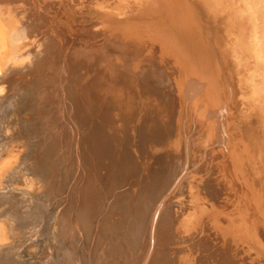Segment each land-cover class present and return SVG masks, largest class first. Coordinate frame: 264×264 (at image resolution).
<instances>
[{"label": "rangeland", "instance_id": "374dc122", "mask_svg": "<svg viewBox=\"0 0 264 264\" xmlns=\"http://www.w3.org/2000/svg\"><path fill=\"white\" fill-rule=\"evenodd\" d=\"M131 1L133 2L134 6H132L133 4L131 3ZM135 1L134 0H123V1L121 0H90V1L89 0H4L7 7L10 9L8 11L6 10L7 16L20 17L23 15L26 20V23L28 25L29 24L32 25V33L29 34V37H31L32 39L31 38L28 39L29 43L27 41L25 48L27 49L32 48L33 53L31 52L30 54L32 55L33 58H34L33 55L36 56L38 54L34 59H31L30 54L26 53V51L21 50L16 55L13 56L14 60L11 64V68L13 72L16 73L17 75H15L14 77L15 81L11 85V87H9L8 92L7 89L5 92L10 96L9 100L11 102L7 100L8 101L7 104V101H5L4 104L2 105L3 108L0 111V120L1 121L3 120V124H2L3 126L0 129L1 131L0 151L4 152V153L1 152L2 155L4 154L1 162H3L4 165H7L5 168H2V166L0 165V178H3V176L5 177L4 175L5 169H8L9 167H11L10 169H12L13 167L20 166L24 161H26L25 157L31 154V156H29L28 158L30 163L26 162L27 164L25 165L26 167L27 166L28 167L25 170L22 171L19 170L20 172L18 171L19 173H17L15 178L12 177L9 179L10 181L7 180L11 184L8 185L10 186L9 187L10 189H8L7 185L4 186L5 188L3 187L2 189H0L1 190L0 215H2L0 216V228L3 226L4 227L6 226L7 228L8 223H13V225L18 226L15 229V234L17 233L18 235L14 239L13 241L14 243H12L13 244L12 246H16V252L10 253V255L9 253L8 255L6 254L7 257L6 255H5L6 258L4 257L5 262H9L11 264L14 263L15 264H38V263L39 264L40 263L41 264L42 263L43 264H154L155 262H158L159 264H180V263L182 264V262L183 264L184 263L185 264L187 263L188 264H264L263 261L264 260V248H263L264 247V195H263L264 194V189H263L264 163L261 162V160L257 161L254 155L250 153V150L248 146L245 145L242 137V131L245 129L244 126L247 125V123L253 121L248 118L251 117L249 116L252 113L251 108L253 107V105H255L254 99H256L261 94V89L260 90L256 89L258 91L257 92L255 90V86H252L253 82L249 80L251 79L250 78L251 76H248L250 75L249 72L254 73V67L253 68L251 67L254 66V64L252 63H250L251 65L248 64V66H246L247 67L246 71H244V75L241 76V78H239L238 76L239 79H237L236 73L235 74L233 73L234 75L232 79L229 73H227L225 67H223L224 63L222 62L225 59L219 58V60H216V64H215L216 70L213 73L214 74L213 76L215 82L217 81L218 75L220 79H219V86H216V88L212 86V90H213L212 93L218 90V95L217 97H215V100L218 101V106L217 105L215 107L213 106V108L211 106H209L208 108L207 106V108H205L204 110L202 109L196 111L192 110L193 107H194L193 109L196 108L197 94H195V92L183 91L184 93L182 94V100H180L181 104L177 103L178 105H176L175 107L177 110L176 113L178 115L179 114L182 115L178 119V127H177L178 129L176 131V135L178 138L177 143L178 142L180 143V145L178 144V146L183 145L181 146L182 149L179 147L181 149L180 151H182L179 152L182 157L181 159H179L181 161L180 163L178 161L180 155L177 158L179 165H181L180 167L181 172H178L177 173L178 175L177 174L175 175V179L172 182V184L174 183V185L171 184L169 187H166L167 190L166 188H165L166 191L164 190L166 193L162 191L161 194L163 195L160 194L161 196L158 197L156 204L153 206L151 210L150 217L146 222V225L144 226V228H146L144 233H142L138 238L135 237L132 233L129 234L128 236L125 235L126 229H123L121 226L122 221L125 218V216L123 215L124 211L122 209H124L126 205H129L128 202L129 203L132 202V204L134 203L133 201L135 194L134 192H136L135 187L137 184L134 182L135 180H133L134 178L131 177L130 174L135 172V169H137L138 167L137 165L134 164V162H132L127 166L126 169L117 171L115 170L116 165L111 168L106 164L108 163L106 161L107 159L106 156L101 158L99 157L98 159V156L95 157V154H92V152H95V150L92 147V143H90L91 142L90 136L95 131L99 123L98 121L102 122V124H104L103 126H105L106 128L115 131V134H117L118 136H121L122 133L123 135H125L127 131H125L124 129L125 122L123 121V119L116 123L118 117L117 115L118 112L116 111V108L110 110V106L105 107L104 102L103 104L99 103V106L96 107L93 105L94 103L92 102V100H90L89 96L91 95L90 91L91 90L93 91V89L95 90V85L98 84H99L98 86L102 87L101 89L107 88V92L105 89L103 90L105 91L104 94L107 95V97L110 98L116 95L115 88L118 84H120V83H115L116 82L115 78L119 77V75L116 72H120L119 70L121 69L118 68L125 67V65H123L122 63L125 64L127 59L129 61L131 57L130 55L133 52L130 49L128 51L126 49H123V47L119 48L118 45H113L114 41L117 39V37H115L117 32H120V29L122 31L123 26L125 28H127L128 26L134 28L135 27L134 25L139 22L141 26L139 28L147 30L145 33L146 35H148L147 38L148 44H145L148 46H146L147 48L143 47L147 49L146 52L148 53V57H146L144 61L146 60L145 62L149 63L148 60L150 58H153L154 61L158 60L159 62V60L162 59L161 56H159L161 55L159 51L162 50L163 45L159 44L157 41L154 40L152 41L151 39H153V37H150L152 36L151 32H154V34L156 33L155 31H152V25L154 24L155 19H149L150 16L146 14L142 19H134V14L137 13V11L141 12L144 9V7L141 5V1L137 0L136 3ZM96 2L98 3V5L102 10L99 8L98 5H96L97 4ZM137 2H139V5H137ZM149 4H154V2L152 1ZM107 6L108 8H106ZM130 7L132 10L128 9ZM104 8L107 10L104 11ZM124 9L125 11L127 10L128 14H125ZM128 10L131 11L128 12ZM133 10L135 12H132ZM118 11H122L123 13L122 12L120 13ZM116 12L118 14L120 13L119 16L118 14H116ZM123 14L125 15L122 16ZM120 16H122V18ZM0 19H5V18L3 16L0 17ZM97 20H99V22ZM257 20H255V24L258 23ZM3 25L4 24L1 23V26ZM102 26H106L103 27L105 29H103ZM107 27H109L110 29L109 28L107 29ZM126 30L128 29H125V33H127ZM109 31H111V33H109V37H108L107 34ZM22 34L23 33L19 31L16 34V37L17 36L21 37ZM132 37L134 38L135 36H130L127 34L124 38H122L123 43H127L128 41L131 43L133 42L132 44L135 45V38L133 39ZM21 38L22 39L24 38V34ZM106 40H108V42ZM116 41L122 42L121 40H116ZM144 42L145 41L143 42L141 41L138 44ZM2 43L0 44L1 45L0 53H7L6 47L8 45ZM150 44L157 46L158 49L156 47V50H154L153 48L155 47L150 46ZM2 50L5 51L3 52ZM8 50L10 51L9 47ZM150 50L151 52H149ZM120 51L121 52L126 51L128 55H122ZM151 53L152 55H149ZM133 55L135 54L133 53ZM153 55L159 56L160 58ZM117 56L119 58H117ZM222 57L226 58L227 56L222 55ZM123 58L125 59V62L121 61L124 60ZM117 60L120 61H118L119 63L116 64ZM158 62L154 63L153 65L154 68L158 67V70L156 68L155 70L159 71V69H162L159 72L163 74L162 76L166 77V78L162 77V79L164 78L166 80L165 83L160 82V84H162L159 85L160 91L173 90V93L177 95L180 87L178 86L177 83H175L171 79L169 82L167 81V77H168L167 74L169 73L168 72L169 70L165 66L163 65L161 66ZM113 65L114 67H112ZM130 65L132 66V63ZM130 65L126 66L128 67L127 73L129 69L131 71L134 69L133 72L131 71L129 72L131 74L134 72L140 73V71L142 70V68L140 70L138 69L139 67L138 65L134 66L135 64L133 65L134 67L133 66L131 67L133 69H131ZM111 69H113V71ZM116 69H118V71ZM222 71L223 73H221ZM224 72L227 75L226 77L228 78L229 83L226 82V78H224L225 77ZM245 74L247 75L246 77H244ZM111 75L113 77L112 78L113 82H111V78H109L111 77ZM248 77H249L248 79L249 83H247ZM236 79L238 80V82L236 81ZM241 79L245 83L242 82ZM239 82L241 83L238 84ZM254 82L256 83V85L259 84L256 79L254 80ZM259 82L262 83L261 79L259 80ZM226 83H228L227 85H229V88L227 87ZM102 84H104V87L102 86ZM166 84H168L169 86ZM237 85L239 86V89H241V86H243L242 89L245 88L244 89L245 91L247 87L248 92L245 93V91L241 89L243 95L242 94L240 95V92L239 95L235 94L234 89L235 87L236 88L238 87ZM32 86L34 87L32 88ZM98 86H96V88H98ZM112 86H113V90H112ZM228 89L230 91H228ZM256 92L259 94H257ZM24 93L31 97L35 95L39 96L37 100L39 102L42 101V103L44 104V106L42 107L44 109L40 107L39 111H36V114L34 113L32 114L29 112H25L22 114L21 110H19L21 111V113L17 111L20 105L19 99H21L19 97H21L22 94ZM250 95L251 96L253 95L252 98ZM255 95L257 96L256 98ZM261 95L259 96L260 100L261 97L264 98V96ZM224 107L226 108L225 110ZM185 108H187V110ZM258 108H259V104H258ZM247 110L250 111L246 113ZM187 111L189 115L187 114ZM14 113L18 117L23 116L22 120H19L18 122L16 121L17 122L16 124L14 122V116H15ZM183 113H185L186 116L185 114L183 115ZM215 113H217V115ZM220 113L221 115L219 116ZM11 115H13V118L9 117ZM245 115L248 117H246ZM102 116H105V118H103ZM8 117L10 119H8ZM242 119L246 122H244ZM8 120H11L10 122L13 121L14 123H12L10 127L6 128L5 125H7L6 121ZM105 120H107V122H105L106 124L103 122ZM185 122H187L186 123L187 126ZM214 123L224 124V126H222L224 127V129L219 130L215 128ZM196 125L199 126V128ZM183 126L185 127L183 128ZM230 127H233V129L232 128L230 129ZM188 130L190 131V133ZM186 132L188 133L186 134ZM234 134H236V136L239 135L238 138H236ZM189 137H191L190 142H188ZM184 138L185 141H183ZM238 139H239V143H237ZM29 142L33 143L32 146L31 144H28ZM184 143L186 144L188 143V144L184 145ZM191 143L194 144L193 147ZM29 146H31V151L33 153L30 151ZM195 146L197 148L196 149L197 151L195 150L194 151L196 153H199L200 155L196 154L193 151ZM32 149L33 150L35 149L34 150L35 152ZM192 152L195 154H191ZM190 154L192 158H190ZM46 159L47 161H45ZM39 160L40 161L42 160L43 162L42 161L40 162ZM91 161H93L92 164ZM152 161L154 162V160ZM226 161H228V164L225 165ZM206 164L207 166L208 165L209 166L207 167ZM43 165L48 170H45ZM93 165H97L96 166L97 169ZM190 165H192V167ZM228 165L230 166V168L227 169V167H229ZM221 167H223L224 170ZM185 170L187 172H185ZM213 170H215L216 172ZM53 171H54V177H52ZM189 171L191 172V174ZM227 171L230 173H228ZM192 173H194V175ZM39 174H42V176L45 175L44 176L45 178L50 177V179L52 181L54 180V182L50 188L47 187L48 192L45 194L44 199H39V203H34L31 201L29 202V200L27 201L26 199V195H28V193L32 190H30V187L28 191H25L26 189L25 190L23 189L26 186V183L31 184L34 182L33 183L34 185L35 183L37 184V179L39 177ZM127 174L130 175V178L128 176V178L126 179ZM208 174L210 176H208ZM199 175L201 178L199 177ZM189 176L190 179L188 178ZM192 176L193 177L196 176L197 178L198 177L199 178L191 179ZM230 177L231 178L234 177V178L231 179ZM187 178H188V182L186 181ZM211 178L216 183L213 182ZM216 178L218 181L216 180ZM208 180L210 182L211 187H214L213 191H215V193L217 194L216 197H212V200L209 192L203 188L205 186L204 184L207 183ZM184 181H186V183ZM204 181L205 183H203ZM227 181L229 182L227 183ZM233 181L234 182L236 181L235 184ZM218 182L219 184L217 185ZM183 183H185L186 185H184ZM225 183H227V185ZM193 184L194 186H196V189L198 186L197 191L195 187L193 189ZM35 187L37 188L38 186L35 185ZM237 187L239 190L237 189ZM90 190L91 193L95 194V196L94 199H92V201H89V204L91 206L90 215L92 218H90V221L87 222L84 218V211L86 207L85 206L86 196L87 195L89 196ZM67 191L68 193H66ZM194 192L196 193L199 192V193H197L196 195V193ZM230 192H232V195ZM236 192L239 193L235 194ZM248 192L250 193V195L248 194ZM219 193L221 194L219 195ZM206 196L207 199H205ZM236 196L237 198H235ZM43 197L44 196L40 198ZM202 197H204V199ZM43 200L44 202H42ZM63 200L64 201L67 200V201L64 202ZM241 200L242 201L245 200V201L241 202ZM40 201L42 203H40ZM56 202L57 204L59 203L61 205L60 210H57L58 208L57 209L55 208L56 206H58ZM248 202L249 203L252 202V203L248 205ZM206 203H208L210 206ZM257 203L260 204L258 205ZM36 204L38 206H36ZM53 207L54 210H52ZM67 207L68 210L66 209ZM196 207H198V209ZM61 210L63 213L61 212ZM196 210L199 212H197ZM212 210L213 212L215 211L216 213H213ZM241 211H243V213ZM175 212L176 214H174ZM178 212H180L179 215ZM209 212L210 213L212 212V214H214V217H210L213 215H209L210 214ZM164 214L165 216L166 215L167 216L165 217ZM175 215L176 217L177 216L178 217L175 218ZM171 216L174 217L175 219L172 218ZM201 216H202L201 224H199L200 220H198L197 218H200ZM62 218L64 221L62 220ZM189 218H191L192 221L194 220L195 221L192 222L190 221ZM209 218L212 220H209ZM206 219H208L210 222L208 220L206 221ZM260 219L262 220L261 223H260ZM180 220L181 222H183L184 220V223L182 224ZM61 221L63 222V224ZM186 222L187 223L189 222L188 224H186L188 227L185 225ZM224 222H228V223L226 224ZM257 223L260 224V226L257 225ZM175 224L177 225V227L179 225L181 226L184 225V226L183 227L179 226L177 230ZM198 225H200V227ZM63 227H65V229ZM196 227L199 228L197 229ZM231 227L232 228L234 227V230ZM128 230H129V226L127 231ZM168 230L170 231L171 234L169 233ZM175 230H176L175 233L178 234L177 236H179V238H177V236L175 235L174 233ZM211 235H213V237H211ZM60 238H61V242L57 240ZM218 238L221 240V242L220 240H218ZM42 240L45 242H42ZM138 241L140 242V246H138L139 243ZM241 244L243 245V247ZM44 245H46L45 246L46 251L44 250V252L47 253V254L45 253L47 257L46 259L44 257L41 260L39 256L41 255L42 251L40 249L43 250ZM136 246H138V248ZM251 249L253 250L251 251ZM178 250L180 251V254H178L179 253ZM179 257L181 258V260ZM43 259L45 262L43 261Z\"/></svg>", "mask_w": 264, "mask_h": 264}, {"label": "bare ground", "instance_id": "6f19581e", "mask_svg": "<svg viewBox=\"0 0 264 264\" xmlns=\"http://www.w3.org/2000/svg\"><path fill=\"white\" fill-rule=\"evenodd\" d=\"M90 1V0H89ZM123 1V0H121ZM135 1V0H134ZM137 1V0H136ZM135 1V3H136ZM141 1V5L144 7L143 11L139 12L137 11V13L134 14V19H142L145 14L149 15V19H155L154 24L152 25V31H155L156 35L154 34V32H151L150 37H153V39H151L152 41H157L159 44H162V50L159 51V53L161 55V58L158 62L154 61L153 58H150L148 60L149 63L145 62L144 59L146 57H148V53L146 52L147 49L143 48L146 47L148 45L147 43V38L148 35H146V31L145 29L139 28L140 23L138 22L137 24H135L134 28L128 26L127 28H125L123 26V30L120 32H117L116 36L117 39L116 40H121L122 38H124L127 34L130 36H135V45L132 44L131 42L127 43H123L119 42V41H114L113 45H118L119 48L123 47V49H126L129 51V49L132 52V54L130 55V60L128 61L127 59V63L124 60V63H122L123 65H125V67L122 68H118L121 69L119 70L120 72H116L119 77L115 78L116 82L115 83H120L116 86V95L114 93V97H107V95H105V91H103L104 89H101L102 87L95 85V90L93 89V91L91 90V95L90 100H92V102L94 103L93 105L98 107L99 103L103 104L105 107H109L110 106V110H113L114 108H116V111L118 112V117L116 120V123L119 122L120 120L123 119V121L125 122V126L124 129L126 132L125 135L118 136L117 134H115V131L106 128L105 126H103L104 124H102V122L98 121V125L95 129V131L91 134L90 136V143H92V147L95 150V152H92V154H95V157L98 156L99 157H107L106 161L108 163H106L109 167H113L115 166V170L117 171H121L127 168V166L129 164H131L132 162H134L135 165H137V169H135V172H133L131 175V177H133L135 180L134 182L137 184L136 185V192H134V203L132 204V202H128L129 205H126L124 207V209H122L124 211L123 215L125 216V218L122 221V228L126 229V234L125 235H129V234H133L135 237H140V235L142 233H144V231L146 230V228H144V226L146 225V222L148 221L149 217H150V213L151 210L153 208V206L156 204L157 199L159 196L163 195L161 194L162 191L165 192L167 190L166 187H169L173 180L175 179V175L180 171V167L181 165H179V163L181 162L179 159H181V154L179 152L182 149L181 146H178V144L180 145V143H177V135H176V131H177V127H178V119L182 116V115H178L176 113V105H178L177 103H180L182 100V94L184 92H195L196 95V108L192 110H204L205 108H209V106H211L213 108V106L215 107L216 105L218 106V101L215 100V97H217L218 95V90L215 91L214 93L212 90V86L214 88H216V86H219V75L217 76V81L215 82L214 79V72L216 70V60H219V58L221 59H225L223 60L222 63H224V66L227 73H229L230 77L233 79V75L236 73V77L237 79L241 78V76L244 75V71H246V66L251 65L250 63L254 64V66H251L252 68L254 67V73L249 72L251 76L249 79V77L247 78V80H251L252 86H255V90L256 89H261V94L264 96V0H139ZM154 2V4H149L151 2ZM97 3V2H96ZM95 3V4H96ZM131 3L133 4V2L131 1ZM112 4V3H111ZM130 4V2H129ZM40 5V4H39ZM98 5V3L96 4ZM137 5H139V2H137ZM99 6V5H98ZM97 6V7H98ZM111 6V5H110ZM130 6V5H129ZM134 6V4L132 5ZM131 6V7H132ZM105 7V6H102ZM126 7V6H123ZM128 8V9H131ZM136 7V6H135ZM11 8V7H10ZM49 8V7H48ZM100 8V6H99ZM108 8V6L106 7ZM117 8V7H116ZM121 8V7H120ZM134 8V7H133ZM101 9V8H100ZM113 9V8H112ZM126 9V8H125ZM124 9V11H125ZM136 9V8H135ZM10 10L6 3L4 2V0H0V17H3L5 19H0V42L2 44H7L8 46L6 47V52L7 53H0V111L3 108V104L5 101L10 99V96L8 94H6V89L7 92L9 90V87H11V85L14 83L15 79V75H17L16 73L13 72L12 68H11V64L14 60V55H16L19 51H26V53L30 54L32 52V48H25L26 47V43L28 41L29 38V34L32 33V25H28L26 23V20L24 18V16H19L20 17H14V16H7V11ZM102 10V9H101ZM107 9L104 8V11H106ZM111 10V9H110ZM114 10V9H113ZM117 10V9H116ZM120 10V9H119ZM132 10V9H131ZM131 10H128L131 11ZM49 11V10H48ZM111 12V11H110ZM118 12H122V11H118ZM132 12H135L134 10ZM20 13V12H19ZM113 13V12H112ZM119 13V14H120ZM123 13V12H122ZM42 14V13H41ZM115 14V13H114ZM116 14H118L116 12ZM115 14V15H116ZM118 14V16H119ZM125 14L127 13V10L125 11ZM125 14H123L122 16H124ZM131 15V14H130ZM27 16V15H26ZM122 16H120L122 18ZM103 17V16H102ZM27 18V17H26ZM39 19V18H38ZM44 19V18H43ZM258 19V20H257ZM260 19V20H259ZM255 20L258 21L257 24H255ZM46 21V20H45ZM99 22V20H97ZM1 23H3L4 27L1 26ZM37 24V23H36ZM99 24V23H98ZM98 26V25H97ZM36 27V26H35ZM49 27V26H48ZM106 27V26H102ZM250 27V28H249ZM109 27H107L108 29ZM131 28V29H130ZM9 29V30H8ZM89 29V28H88ZM105 29V28H103ZM106 29V30H107ZM110 29V28H109ZM125 29L127 33H125ZM134 29V30H133ZM21 31L24 34V38L22 39L21 37H16V34ZM90 30V29H89ZM105 30V31H106ZM250 30V31H249ZM18 31V32H17ZM41 31V30H40ZM119 31V30H118ZM150 31V30H149ZM17 32V33H15ZM57 32V31H56ZM79 33V32H78ZM83 33V32H82ZM109 33H111V31L108 32V37H109ZM20 34V33H19ZM60 35V34H59ZM82 35V34H81ZM111 35V34H110ZM6 36V37H5ZM57 36V34H56ZM144 36V37H143ZM106 37V36H105ZM80 38V37H79ZM133 38V37H132ZM133 38V39H134ZM32 39V38H31ZM106 39V38H105ZM108 39V38H107ZM111 39V38H110ZM142 39V40H141ZM35 40V39H34ZM91 41V40H90ZM108 42V40H106ZM143 42L144 43H140L139 42ZM31 42V41H30ZM111 42V41H110ZM0 43V44H1ZM29 43V41H28ZM64 43V42H63ZM113 43V42H112ZM110 44V43H109ZM1 46V45H0ZM69 46V45H68ZM112 46V45H111ZM154 50H156L157 46L151 45ZM8 47L10 49V51L8 50ZM79 47V46H78ZM35 48V47H34ZM147 48V47H146ZM227 48V50H226ZM121 49V50H123ZM145 49V50H144ZM149 49V48H148ZM158 49V47H157ZM1 50V47H0ZM101 50V49H100ZM153 50V51H154ZM3 52L5 50H2ZM9 51V52H8ZM158 51V50H157ZM103 52V51H102ZM151 52V50L149 51ZM155 52V51H154ZM33 53V52H32ZM35 53V52H34ZM39 53V52H38ZM120 53L122 55H128V53L126 51H120ZM124 53V54H123ZM133 53L135 55H133ZM31 55V54H30ZM38 55V54H37ZM36 55V56H37ZM66 55V54H65ZM107 55V54H106ZM110 55V54H109ZM149 55H152L149 54ZM222 55L227 56L222 57ZM34 58L36 57L35 55H33ZM72 56V55H71ZM93 56V55H92ZM115 56V55H114ZM121 56V55H119ZM156 56V55H153ZM150 56V57H153ZM156 56V57H159ZM65 57V56H64ZM216 57V58H215ZM31 55V59H34ZM73 58V57H72ZM117 58H119L117 56ZM116 58V59H117ZM121 58V57H120ZM133 58V59H132ZM160 58V57H159ZM158 58V59H159ZM67 59V57H66ZM89 59V58H88ZM101 59V58H100ZM107 59V58H106ZM148 59V58H147ZM157 59V58H156ZM114 60V59H113ZM30 61V60H29ZM36 61V60H35ZM68 61V60H67ZM81 61V60H80ZM91 61V60H90ZM89 61V62H90ZM117 60L116 64L119 63ZM72 62V61H71ZM74 62V61H73ZM103 62V61H102ZM158 62L161 66H165L169 71V73L167 74V81L169 82L170 79L173 80L175 83L178 84V86L180 87L179 89V94L177 93V95H175V93H173V90H169V91H160V87L159 85L161 83H165L164 76H162L163 74H161L159 71H161L162 69L158 70V67H155L157 70H155L154 68V63ZM34 63V62H32ZM31 63V64H32ZM67 63V62H66ZM121 63V62H120ZM132 63V66H139L138 69L140 70L142 68V70L140 71V73H129L131 70L129 69L128 73H127V69L128 65H130ZM218 63V61H217ZM221 63V62H220ZM36 64V63H35ZM100 64V63H99ZM144 64V65H142ZM157 64V65H159ZM34 65V64H33ZM68 65V64H67ZM122 65V66H123ZM156 65V64H155ZM223 65V64H222ZM221 65V66H222ZM31 66V65H30ZM35 66V65H34ZM109 66V65H108ZM121 66V65H118ZM130 65V68L132 67ZM133 66V67H134ZM172 66V67H170ZM114 67V65L112 66ZM163 68V67H162ZM249 68V67H248ZM251 68V69H252ZM114 69V68H113ZM113 69H111L113 71ZM118 69H116L118 71ZM133 69V68H131ZM224 69V68H222ZM250 69V68H249ZM248 69V70H249ZM134 70V69H133ZM133 70L131 72H133ZM136 70V69H135ZM165 70V68H164ZM163 70V72H164ZM247 70V72H248ZM27 71V70H26ZM30 71V70H29ZM105 71V70H104ZM108 71V70H107ZM111 71V72H112ZM253 71V70H250ZM137 72V71H136ZM139 72V71H138ZM241 72V75H240ZM113 73V72H112ZM167 73V72H166ZM223 73V71L221 72ZM234 73V74H233ZM248 73V74H249ZM52 74V73H51ZM78 74V73H77ZM100 74V73H99ZM109 74V73H108ZM111 74V73H110ZM115 74V73H114ZM225 74V72H224ZM223 74V77H224ZM247 74V73H246ZM245 74L244 77H246L247 75ZM31 75V74H30ZM87 75V74H86ZM101 75V74H100ZM166 75V74H165ZM99 76V75H98ZM227 75L225 74L226 78V82H228V78L226 77ZM234 76V77H235ZM239 76V78H238ZM104 77V76H103ZM162 77H164L162 79ZM83 78V77H82ZM111 82L112 81V75L111 77ZM25 79V78H24ZM98 79V78H97ZM104 79V78H103ZM236 79V81L238 82V80ZM243 79V77H242ZM241 79V80H242ZM257 80L259 84L256 85V83L254 82V80ZM261 79L262 83L259 82V80ZM35 80V79H34ZM99 80V79H98ZM225 80V79H224ZM246 80V79H245ZM249 80L247 83H249ZM115 81V80H114ZM124 81V83H123ZM235 81V80H234ZM34 82V81H33ZM99 82V81H98ZM102 82V81H101ZM110 82V81H109ZM110 82V83H111ZM232 82V81H231ZM236 82V84H237ZM242 82H244L242 80ZM83 83V82H82ZM229 83V82H228ZM226 83V85L228 84ZM241 82H239L238 84H240ZM245 83V82H244ZM246 83V84H247ZM31 84V83H29ZM105 84V83H104ZM104 84H102V86L104 87ZM112 84V83H111ZM114 84V83H113ZM169 84V83H168ZM166 84V85H168ZM261 84V86H260ZM33 85V84H31ZM108 85V84H107ZM173 85V84H172ZM243 85V84H242ZM250 85V84H249ZM96 86H98V88H96ZM109 86V85H108ZM107 86V87H108ZM164 86V85H163ZM162 86V87H163ZM169 86V85H168ZM177 86V87H178ZM238 86V85H237ZM241 86V85H240ZM246 86V85H245ZM34 86H32L33 88ZM82 87V85H81ZM106 87V86H105ZM227 87L229 88V85H227ZM243 86H241L242 89ZM249 87V86H248ZM25 88V87H24ZM31 88V90H32ZM166 88V87H165ZM168 88V87H167ZM238 88V89H237ZM235 87V94L240 95L242 94L241 89H239L238 87ZM252 88V87H251ZM254 88V87H253ZM175 89V88H174ZM245 89V88H244ZM242 89V90H244ZM30 90V88H29ZM107 92V88L105 89ZM109 90V89H108ZM112 90H113V86H112ZM178 90V89H177ZM240 90V91H239ZM250 90V88H249ZM81 91V90H80ZM184 91V92H183ZM228 91H230L228 89ZM245 91V90H244ZM243 91V92H244ZM257 91V90H256ZM248 92L247 91V87H246V91L245 93ZM253 92V90H252ZM258 92V91H257ZM256 92V93H257ZM34 93V92H33ZM32 93V94H33ZM244 93V94H245ZM255 93V92H254ZM30 94V93H29ZM31 94V95H32ZM112 94V93H111ZM252 94V93H251ZM259 94V93H257ZM260 94V95H261ZM20 95V94H19ZM243 95V94H242ZM259 95V96H260ZM261 95V96H262ZM184 96V95H183ZM251 96V95H250ZM249 96V98H250ZM253 96V95H252ZM251 96V98H252ZM257 97L255 95L254 99V103L255 105H253V107L251 108L252 113L250 118L253 121L247 123V125L244 126V130L242 131V137H243V141L245 143V145L248 146L250 153H252L254 155V157L258 160H261V162L264 163V101L261 97ZM39 96H29L26 95L25 93L22 94L21 99H19V109H17V111L21 110L22 114L25 112H29V113H34L36 114V111H39V108L44 106V104L42 103V101H38L37 98ZM189 97V96H188ZM195 97V95H194ZM231 97V96H230ZM229 97V98H230ZM242 97V96H241ZM247 97V96H245ZM184 98V97H183ZM191 98V97H190ZM223 98V95H222ZM237 98V96H236ZM239 98V97H238ZM89 100V99H88ZM188 100V98H187ZM245 100V99H244ZM10 101V100H9ZM214 101V103H213ZM230 101V100H229ZM240 101V100H239ZM242 101V100H241ZM11 102V101H10ZM90 102V103H92ZM222 102V99H221ZM238 102V101H237ZM246 102V101H244ZM98 103V104H97ZM183 103V101H182ZM228 103V102H227ZM239 103V102H238ZM243 103V102H242ZM251 103V102H249ZM8 104V101H7ZM10 104V103H9ZM181 104V103H180ZM190 104V103H189ZM245 104V103H244ZM253 104V103H252ZM258 104H259V108H258ZM187 105V104H186ZM226 105V104H225ZM230 105V104H229ZM251 105V104H249ZM18 106V105H17ZM16 106V107H17ZM102 106V105H101ZM100 106V107H101ZM185 106V105H183ZM182 106V108H183ZM189 106V105H188ZM194 106V105H193ZM246 106V105H245ZM244 106V107H245ZM232 107V106H231ZM243 107V105H242ZM247 107V106H246ZM43 108V107H42ZM188 108V107H187ZM187 108H185L187 110ZM256 108V109H255ZM44 109V108H43ZM217 109V108H216ZM226 108L224 107V110ZM4 110V109H3ZM184 110V109H183ZM213 110V109H212ZM16 111V110H15ZM14 111V112H15ZM21 111H19L21 113ZM182 111V110H181ZM227 111V110H226ZM225 111V112H226ZM247 110L246 113H248ZM3 112V111H2ZM194 112V111H193ZM191 112V113H193ZM216 112V111H215ZM243 112V111H242ZM10 113V112H9ZM19 113V114H20ZM190 113V110H189ZM2 114V113H1ZM15 114V113H14ZM185 113H183L184 115ZM188 114V111H187ZM195 114V113H194ZM193 114V115H194ZM217 115V113H215ZM227 114V113H226ZM239 114V113H238ZM31 115V114H30ZM189 115V114H188ZM196 115V114H195ZM212 115V114H211ZM221 115V113L219 114V116ZM243 115V114H241ZM20 116V115H19ZM186 116V114H185ZM226 116V115H225ZM246 116V115H245ZM10 118H13V115L9 116ZM8 117V119H10ZM103 118H105V116H102ZM189 117V116H188ZM248 117V116H246ZM23 116L18 117L14 116V122L15 124L19 121L22 120ZM191 118V117H190ZM199 119V116H198ZM221 119V118H220ZM6 120V119H5ZM13 120V119H11ZM11 120L6 121V128L10 127L12 123H14L13 121L10 122ZM184 120V117H183ZM190 120V119H189ZM243 120V119H242ZM17 121V122H16ZM188 121V120H187ZM194 121V120H193ZM221 121V120H220ZM244 121V120H243ZM242 121V122H243ZM104 123L107 122V120L103 121ZM181 122V120H180ZM192 122V120H191ZM246 122V121H244ZM183 123V122H182ZM187 122H185L186 124ZM201 123V122H199ZM222 123V122H221ZM221 123H214V127L219 129V130H223L224 124ZM238 123V122H237ZM3 124V120H0V129L2 128ZM106 124V123H105ZM184 125V124H183ZM190 125V123H189ZM188 125V126H189ZM200 125V124H199ZM18 126V125H17ZM24 126V125H23ZM182 126V124H181ZM187 126V124H186ZM197 126V125H196ZM232 126V125H231ZM236 126V124H235ZM234 126V127H235ZM16 127V126H15ZM32 127V126H31ZM185 126H183L184 128ZM199 128V126H197ZM24 128V127H23ZM22 128V129H23ZM192 128V127H191ZM203 128V127H201ZM233 129V127H230V129ZM12 129V128H11ZM123 129V130H124ZM186 129V128H185ZM184 129V130H185ZM205 129V128H204ZM203 129V130H204ZM241 129V128H240ZM30 130V129H28ZM187 130V129H186ZM190 130V129H189ZM188 130V131H189ZM193 130V129H192ZM191 130V131H192ZM196 130V129H195ZM201 130V129H199ZM19 131V129H18ZM21 131V130H20ZM194 131V130H193ZM210 131V129H209ZM241 131V130H240ZM1 132V131H0ZM225 132V131H223ZM234 132V131H233ZM33 133V132H32ZM183 133V131H182ZM188 132H186L187 134ZM190 133V131H189ZM241 133V132H240ZM239 133V134H240ZM198 134V133H197ZM233 134V133H232ZM231 134V135H232ZM238 134V133H237ZM1 135V134H0ZM184 135V134H183ZM190 135V134H189ZM194 135V134H193ZM192 135V136H193ZM236 136V134H234ZM25 136V135H24ZM191 136V137H192ZM239 136V135H238ZM238 136H236V138H238ZM1 137V136H0ZM38 137V136H37ZM185 137V136H184ZM191 137H189L188 142H190ZM232 137V136H231ZM187 138V137H186ZM196 138V137H195ZM235 138V139H236ZM188 139V138H187ZM203 139V138H202ZM201 139V140H202ZM205 139V138H204ZM1 140V138H0ZM181 140V138H180ZM241 140V138H240ZM183 141H185V138L183 139ZM205 141V140H204ZM187 142V141H186ZM193 142V141H192ZM196 142V141H195ZM194 142V143H195ZM216 142V141H215ZM27 143V142H26ZM202 143V142H201ZM239 143V139L238 142ZM3 144V143H2ZM28 144H32L31 142H29ZM186 143H184L185 145ZM188 144V143H187ZM186 144V145H187ZM205 144V143H204ZM231 144V143H230ZM35 145V144H34ZM192 147L194 144H192ZM211 145V144H210ZM2 146V145H1ZM31 146H29L30 151H31ZM204 146V145H202ZM213 146V145H212ZM211 146V147H212ZM215 146V145H214ZM223 146V145H222ZM241 146V145H240ZM9 147V146H8ZM181 149H180V148ZM209 147V146H208ZM210 147V148H211ZM37 148V147H36ZM207 148V146H206ZM244 148V147H243ZM3 149V147H2ZM187 149V148H186ZM191 149V148H190ZM193 149V148H192ZM196 146L193 149V151H197L196 150ZM33 150V149H32ZM35 150V149H34ZM33 150V151H34ZM92 150V149H91ZM185 150V149H184ZM188 150V149H187ZM206 150V149H205ZM4 151V149H3ZM194 151V152H195ZM209 151V150H207ZM226 151V150H225ZM0 151V162L2 160V152ZM32 152V151H31ZM35 152V151H34ZM185 152V151H184ZM205 152V151H204ZM211 152V151H210ZM232 152V150H231ZM245 152V151H244ZM33 153V152H32ZM190 153V152H189ZM196 153V152H195ZM195 153H191V154H195ZM209 153V152H208ZM98 154V155H97ZM187 154V151H186ZM190 154V158H192ZM199 154V153H196ZM202 154V153H201ZM210 154V153H209ZM251 154V156H252ZM40 155V154H39ZM180 155V156H179ZM183 155V154H182ZM189 155V154H188ZM200 155V154H199ZM207 155V154H206ZM212 155V154H211ZM24 156V155H23ZM29 156H31V154H29ZM29 156H26L25 159L26 161H24L20 166H16L13 167L12 169H10L11 167H9L8 169H5V177L3 176V178H0V189H2L4 186L7 185L8 189H10L8 186L9 183V179L10 178H15L17 173H19V170H25L27 167L25 166L27 163L29 162L28 158ZM42 156V155H41ZM179 156V158H178ZM226 156V155H225ZM40 157V156H39ZM44 157V156H43ZM41 157V158H43ZM47 157V156H46ZM50 157V156H49ZM184 157V156H183ZM187 157V156H186ZM196 157V155H195ZM205 157V156H204ZM178 158V161H177ZM206 158V157H205ZM215 158V157H214ZM222 158V156H221ZM24 159V157H23ZM40 159V158H39ZM45 159V158H44ZM50 159V158H49ZM97 159V160H98ZM188 159V158H187ZM196 159V158H195ZM194 159V160H195ZM199 159V158H198ZM207 159V158H206ZM154 160V162L152 161ZM227 160V159H226ZM35 161V160H34ZM40 161V160H39ZM42 161V160H41ZM40 161V162H41ZM47 161V159L45 160ZM55 161V160H54ZM187 161V160H185ZM189 161V160H188ZM191 161V159H190ZM207 161V160H206ZM32 162V161H31ZM36 162V161H35ZM43 162V161H42ZM95 162V161H94ZM196 162V161H195ZM211 162V161H210ZM30 163V162H29ZM38 163V162H37ZM93 163V161H91V164ZM209 163V162H208ZM218 163V162H217ZM232 163V162H231ZM259 163V162H258ZM35 164V163H34ZM40 164V163H39ZM43 164V163H42ZM54 164V163H53ZM188 164V163H186ZM190 164V163H189ZM228 164V161H226L225 165ZM233 164V163H232ZM246 164V163H245ZM254 164V163H253ZM0 165L2 166V168H5L7 165H4L3 162L0 163ZM4 165V167H3ZM38 165V164H37ZM41 165V164H40ZM45 165V162H44ZM43 165V167H44ZM184 165V164H183ZM194 165V162H193ZM215 165V163H214ZM217 165V164H216ZM258 165V164H257ZM36 166V165H35ZM95 168L97 165H93ZM192 167V165H190ZM207 166V164H206ZM209 166V165H208ZM207 166V167H208ZM223 166V164H222ZM229 166V165H228ZM37 167V166H36ZM226 167V166H225ZM233 167V165H232ZM248 167V166H246ZM30 168V167H29ZM45 168V167H44ZM53 168V167H52ZM183 168V167H182ZM187 168V167H186ZM203 168V167H202ZM223 169V167H221ZM230 168L227 167V169ZM259 168V167H258ZM40 169V166H39ZM38 169V170H39ZM97 169V168H96ZM185 169V168H184ZM191 169V168H190ZM193 169V168H192ZM221 169V170H222ZM250 169V168H249ZM262 169V168H261ZM37 170V169H36ZM45 170H48L47 168H45ZM183 170V169H182ZM188 170V169H187ZM194 170V169H193ZM201 170V169H200ZM203 170V169H202ZM224 170V169H223ZM248 170V169H247ZM251 170V169H250ZM19 171V172H18ZM50 171V170H49ZM52 171V170H51ZM55 171V170H54ZM54 171H53V176L54 177ZM192 171V170H191ZM215 171V170H213ZM262 171V170H261ZM260 171V172H261ZM264 171V170H263ZM41 172V171H40ZM185 172H187L185 170ZM190 172V171H189ZM204 172V171H202ZM211 172V171H210ZM216 172V171H215ZM228 172V171H227ZM223 173V171H222ZM230 173V172H228ZM232 173V172H231ZM21 174V173H20ZM26 174V173H25ZM191 174V172H190ZM194 175V173H192ZM202 174V173H201ZM211 174V173H210ZM214 174V173H213ZM27 175V174H26ZM130 175L127 174L126 175V179L130 178ZM178 175V174H177ZM196 175V174H195ZM230 175V174H229ZM233 175V174H232ZM231 175V176H232ZM20 176V175H19ZM25 176V175H24ZM35 176V175H34ZM42 174H39V177L37 179V184L35 183V185H37L38 187L36 188L35 185L33 183L29 184L26 183V186L24 187L23 190L28 191L29 187H30V191L28 193V195H26V199L27 201L29 200V202H34V203H39V199H44L45 198V194L48 192L47 187H51L54 180L52 181L49 178H45L44 176H42ZM191 176V175H190ZM190 176L188 177L190 179ZM204 176V175H203ZM202 176V177H203ZM208 176H210L208 174ZM207 176V177H208ZM224 176V175H222ZM254 176V175H253ZM256 176V175H255ZM264 176V175H263ZM22 177V176H21ZM48 177V175H47ZM200 177V175H199ZM198 177V178H199ZM226 177V176H225ZM229 177V176H228ZM258 177V176H257ZM260 177V176H259ZM32 178V177H31ZM136 178V179H135ZM188 178H187V182H188ZM192 178H197L195 177H191ZM197 178V179H198ZM201 178V177H200ZM205 178V177H204ZM209 178V177H208ZM222 178V177H221ZM231 178V177H230ZM234 178V177H233ZM231 178V179H233ZM40 179V180H39ZM210 179V178H209ZM214 179V177H213ZM227 179V178H225ZM224 179V180H225ZM230 179V180H231ZM253 179V178H252ZM255 179V178H254ZM260 179V178H259ZM263 179V178H262ZM261 179V181H262ZM9 180V181H7ZM12 180V179H11ZM185 180V179H184ZM212 180V178H211ZM217 180V178H216ZM223 180V181H224ZM264 180V179H263ZM29 181V180H28ZM26 181V182H28ZM186 181H184L186 183ZM200 181V179H199ZM213 182H215L214 180H212ZM218 181V180H217ZM222 181V182H223ZM232 181V180H231ZM32 182V181H31ZM133 182V183H134ZM175 182V181H174ZM192 182V181H191ZM229 181H227L228 183ZM234 182V181H233ZM236 182V181H235ZM234 182V184H235ZM264 182V181H263ZM6 183V184H5ZM182 183V182H181ZM185 183H183L184 185H186ZM197 183V182H196ZM205 183V181L203 182ZM216 183V182H215ZM221 183V182H220ZM224 183V182H223ZM227 183H225L227 185ZM257 183V182H256ZM262 183V182H261ZM177 184V183H176ZM219 184V182L217 183V185ZM258 184V183H257ZM11 185V184H10ZM16 185V184H15ZM95 185V184H94ZM168 185V186H167ZM174 185V183L172 184ZM182 185V184H181ZM183 185V186H184ZM198 185V184H197ZM205 186L203 187L205 190H207L210 194L211 200L212 197H216L217 194L215 193V191H213L214 187H211L210 182L208 180L207 183L204 184ZM215 185V184H214ZM216 185V187H217ZM239 185V184H238ZM256 185V184H255ZM46 186V188H45ZM180 186V185H179ZM188 186V184H187ZM201 186V185H200ZM231 186V185H230ZM241 186V185H240ZM58 187V186H57ZM196 189V186H194L193 184V189ZM228 187V186H227ZM5 188V187H4ZM166 188V190H165ZM200 188V187H199ZM223 188V187H221ZM226 188V187H225ZM224 188V190H225ZM232 188V187H231ZM37 189V190H36ZM64 189V188H63ZM178 189V188H177ZM198 189V186H197ZM196 189V191H197ZM230 189V188H229ZM228 189V190H229ZM238 189V187H237ZM235 189V190H237ZM264 189V187H263ZM69 190V189H68ZM76 190V189H74ZM165 190V191H164ZM223 190V191H224ZM239 190V189H238ZM241 190V189H240ZM244 190V189H243ZM1 191V190H0ZM72 191V190H70ZM172 191V190H171ZM195 191V190H194ZM199 191V190H198ZM227 191V189H226ZM234 191V190H233ZM246 191V190H245ZM244 192V191H242ZM256 192V191H255ZM262 192V191H261ZM68 193V191L66 192ZM166 193V192H165ZM196 193V192H194ZM199 193V192H197ZM196 193V195H197ZM232 195V192H230ZM229 193V194H230ZM239 193V192H238ZM237 192L235 194H238ZM246 193V192H245ZM26 194V192H25ZM52 194V193H51ZM59 194V193H58ZM161 194V195H160ZM178 194V192H177ZM181 194V193H180ZM202 194V193H201ZM221 193H219L220 195ZM227 194V193H226ZM244 194V193H243ZM248 194L250 195V193L248 192ZM256 194V193H255ZM261 194V193H260ZM200 195V194H199ZM247 195V194H246ZM264 195V194H263ZM44 196L43 198H40ZM49 196V195H48ZM62 196V195H61ZM60 196V197H61ZM68 196V194H67ZM95 194L91 193L90 190V194L89 196H86V204H85V211H84V218L87 222L90 221L91 217V206L89 204V201H92V199H94ZM176 196V195H175ZM203 196V195H202ZM225 196V195H223ZM227 196V195H226ZM230 196V195H229ZM234 196V195H233ZM239 196V195H238ZM59 197V198H60ZM209 197V198H210ZM219 197V196H218ZM221 197V196H220ZM231 197V196H230ZM240 197V196H239ZM243 197V196H242ZM241 197V198H242ZM249 197V196H248ZM38 198V199H37ZM47 198V197H46ZM65 198V197H64ZM68 198V197H66ZM133 198V197H132ZM179 198V197H178ZM188 198V197H187ZM199 198V197H198ZM204 199V197H202ZM237 198V196L235 197ZM244 198V197H243ZM257 198V197H256ZM62 199V198H61ZM186 199V196H185ZM207 199V196L206 198ZM249 199V198H248ZM56 200V199H55ZM59 200V199H58ZM68 200V199H67ZM65 200V201H67ZM188 200V199H187ZM202 200V199H201ZM232 200V199H231ZM230 200V201H231ZM243 200V199H242ZM241 202H244L242 201ZM251 200V199H250ZM57 201V200H56ZM61 201V200H60ZM64 201V200H63ZM64 201V202H65ZM127 201V200H126ZM189 201V200H188ZM204 201V200H203ZM202 201V203H203ZM258 201V199H257ZM44 202V200L42 201ZM40 201V203H42ZM205 202V201H204ZM237 202V201H236ZM186 203V202H185ZM189 203V202H188ZM195 203V202H194ZM199 203V202H198ZM252 202H248V205L251 204ZM262 203V202H261ZM57 204V202H56ZM66 204V203H65ZM63 204V205H65ZM201 204V203H200ZM208 204V203H206ZM212 204V203H211ZM219 204V203H218ZM225 204V203H223ZM234 204V203H233ZM236 204V203H235ZM241 204V203H240ZM246 204V202H245ZM258 204V203H257ZM260 204V203H259ZM258 204V205H259ZM35 205V204H34ZM41 205V204H39ZM44 205V204H43ZM58 206H56L55 208L57 210L61 209V205L58 203ZM68 205V204H67ZM182 205V204H181ZM193 205V204H192ZM196 205V204H195ZM204 205V204H203ZM209 205V204H208ZM214 205V204H213ZM217 205V204H216ZM215 205V206H216ZM220 205V204H219ZM232 205V204H231ZM36 206H38L36 204ZM88 206V207H87ZM210 206V205H209ZM225 206V205H224ZM228 206V204H227ZM244 206V204H243ZM247 206V205H246ZM254 206V205H253ZM52 207V206H50ZM49 207V209H50ZM129 207V208H128ZM199 207V206H198ZM198 207H196L198 209ZM214 207V206H213ZM252 207V206H251ZM203 208V207H202ZM207 208V207H206ZM216 208V207H215ZM228 208V207H226ZM55 209V210H56ZM68 210V207L66 208ZM212 209V208H211ZM243 209V208H242ZM253 209V208H252ZM54 210V207L53 209ZM63 210V209H62ZM61 210V212H62ZM200 210V208H199ZM208 210V209H207ZM210 210V208H209ZM215 210V209H214ZM219 210V209H218ZM221 210V209H220ZM258 210V209H257ZM64 211V210H63ZM179 211V210H178ZM190 211V210H189ZM195 211V210H194ZM197 211V210H196ZM226 211V210H225ZM251 211V210H250ZM254 211V210H253ZM259 211V210H258ZM60 212V211H59ZM95 212V211H94ZM158 212V211H157ZM199 212V211H197ZM213 212V210H212ZM212 212L209 215H213L210 217H214V214H212ZM243 213V211H241ZM54 213V211H53ZM63 213V212H62ZM192 213V212H191ZM213 213H216L215 211ZM50 214V213H49ZM52 214V213H51ZM59 214V213H58ZM157 214V213H156ZM176 214V212L174 213ZM173 214V216H174ZM180 214V212H178V215ZM183 214V213H182ZM202 214V213H201ZM120 215V214H119ZM197 215V213H196ZM203 215V214H202ZM2 216V215H0ZM4 216V215H3ZM6 216V215H5ZM58 216V215H57ZM163 216V215H162ZM165 216V214H164ZM167 216V215H166ZM165 216V217H166ZM189 216V213H188ZM186 216V217H188ZM204 216V215H203ZM227 216V215H226ZM62 217V216H61ZM172 217V216H171ZM178 217V216H177ZM175 215V218H177ZM194 217V214H193ZM220 217V216H219ZM255 217V216H254ZM253 217V218H254ZM120 218V217H119ZM174 218V217H172ZM174 218V219H175ZM185 218V217H183ZM196 218V217H195ZM194 218V219H195ZM201 218H197L198 220H200L201 224ZM251 218V217H249ZM260 218V217H259ZM258 218V219H259ZM52 219V218H51ZM56 219V218H55ZM190 221L191 218H189ZM188 219V220H189ZM196 219V220H197ZM255 219V218H254ZM58 220V219H57ZM60 220V219H59ZM63 220V218H62ZM179 220V219H178ZM186 220V221H188ZM197 220V221H198ZM208 219H206L207 221ZM209 220H212L209 218ZM208 220V221H209ZM250 220V219H249ZM64 221V220H63ZM195 221V220H194ZM192 221V222H194ZM255 221V220H254ZM261 219H260V223H261ZM15 222V221H14ZM62 222V221H61ZM59 222V223H61ZM181 222V220H180ZM199 222V221H198ZM210 222V221H209ZM208 222V223H209ZM253 222V220H252ZM170 223V222H169ZM182 224L184 223L181 222ZM180 223V224H181ZM189 223V222H188ZM187 222L185 223L188 224ZM196 223V222H195ZM205 223V222H204ZM207 223V225H208ZM223 223V222H222ZM224 223H228V222H224ZM259 223V222H258ZM260 226V224H258ZM6 224V223H5ZM55 224V223H54ZM63 224V222H62ZM160 224V223H159ZM167 224V223H166ZM177 224V222H176ZM175 224V225H176ZM193 224V223H192ZM198 224V223H197ZM232 224V223H231ZM249 224V223H247ZM65 225V224H64ZM224 225V224H223ZM58 226V225H57ZM61 226V224H60ZM129 226V230L127 231ZM181 226V225H179ZM179 226L177 227L176 225V229L179 228ZM184 225H182L181 227H183ZM187 226V225H186ZM185 226V227H186ZM200 227V225H198ZM204 226V225H203ZM18 226L13 225V223H8L7 224V228L6 226L1 227L0 228V264H11L9 262H5V255L9 253H14L16 252V246H12L14 243V239L16 238V236L18 235L17 233L15 234V229ZM41 227V226H40ZM55 227V226H54ZM53 227V228H54ZM133 227V228H132ZM163 227V226H162ZM184 227V228H185ZM188 227V226H187ZM195 227V226H194ZM198 227V228H199ZM209 227V226H207ZM212 227V226H211ZM223 227V226H222ZM52 228V229H53ZM65 229V227H63ZM165 228V227H164ZM191 228V226H190ZM197 228V227H196ZM197 228V229H198ZM226 228V227H224ZM232 228V227H231ZM56 229V228H55ZM143 229V230H142ZM171 229V228H168ZM208 229V228H207ZM234 230V227L232 228ZM257 229V228H256ZM18 230V229H17ZM69 230V229H67ZM178 230V229H177ZM194 230V229H193ZM214 230V229H213ZM51 231V230H49ZM169 231V230H168ZM167 231V232H168ZM208 231V230H207ZM216 231V230H215ZM226 231V230H225ZM232 231V230H231ZM249 231V230H248ZM258 231V230H256ZM176 232V230L174 231V233ZM263 232V231H262ZM261 232V233H262ZM49 233V232H48ZM58 233V232H57ZM56 233V234H57ZM170 233V231H169ZM168 233V234H169ZM226 233V232H223ZM171 234V233H170ZM221 234V233H220ZM46 235V234H44ZM175 235L177 236L178 234L175 233ZM198 235V234H197ZM214 235V234H213ZM213 235H211V237H213ZM54 236V234H53ZM66 236V235H65ZM205 236V235H204ZM208 236V235H207ZM210 236V235H209ZM219 236V235H217ZM222 236V235H221ZM228 236V235H227ZM259 236V235H258ZM262 236V235H261ZM260 236V237H261ZM181 237V236H180ZM206 237V236H205ZM57 238V237H56ZM143 238V237H142ZM177 238H179V236H177ZM175 238V239H177ZM186 238V237H185ZM207 238V237H206ZM55 239V238H54ZM215 239V238H212ZM210 239V240H212ZM225 239V238H224ZM223 239V241H224ZM256 239V238H255ZM261 239V238H260ZM263 239V237H262ZM52 240V238H51ZM50 240V241H51ZM59 242H61V238L57 239ZM174 240V239H173ZM218 240H220L218 238ZM217 240V241H218ZM257 240V239H256ZM57 241V242H58ZM214 241V240H213ZM229 241V240H227ZM251 241V240H250ZM260 241V240H259ZM42 242H45L42 240ZM139 242V241H138ZM176 242V241H173ZM178 242V241H177ZM215 242V241H214ZM221 242V240H220ZM234 242V241H233ZM206 243V242H205ZM211 243V242H210ZM230 243V242H229ZM261 243V242H260ZM47 244V243H46ZM233 244V243H232ZM33 245V244H32ZM175 245V244H174ZM237 245V244H236ZM242 245V244H241ZM12 246V247H10ZM19 246V245H18ZM37 246V245H35ZM45 246H43V250L40 249L41 255L39 256L42 260V258L45 257L46 259V252H44L45 250ZM138 246H140V242L138 243ZM138 246H136L138 248ZM227 246V245H226ZM250 246V245H248ZM51 247V246H50ZM233 247V246H232ZM243 247V245H242ZM20 248V247H19ZM36 248V247H35ZM49 248V247H48ZM53 248V247H52ZM177 248V247H176ZM179 248V247H178ZM236 248V246H235ZM264 248V247H263ZM57 249V248H56ZM182 249V248H181ZM27 250V249H26ZM39 250V252H40ZM189 250V249H188ZM234 250V249H233ZM237 250V249H236ZM242 250V248H241ZM248 250V249H247ZM253 249H251L252 251ZM46 251V250H45ZM179 251V250H178ZM19 252V251H18ZM239 252V251H238ZM241 252V251H240ZM24 253V252H23ZM26 253V252H25ZM46 253V254H45ZM49 253V252H48ZM226 253V251H225ZM237 253V252H236ZM253 253V252H252ZM180 254V251L179 253ZM6 255V257H7ZM35 255V254H34ZM33 255V256H34ZM49 255V254H48ZM189 255V254H188ZM194 255V254H193ZM16 256V255H15ZM25 256V255H24ZM32 256V257H33ZM183 256V255H182ZM5 257V258H6ZM36 257V256H35ZM51 257V256H50ZM49 257V258H50ZM172 257V256H171ZM187 257V256H186ZM259 257V256H258ZM52 258V257H51ZM180 258V257H179ZM60 259V258H59ZM18 260V259H17ZM40 260V261H41ZM181 260V258H180ZM190 260V259H189ZM44 261V259H43ZM66 261V260H65ZM185 261V260H183ZM191 261V260H190ZM193 261V260H192ZM264 261V260H263ZM15 262V261H14ZM13 262V263H14ZM30 262V261H29ZM45 262V261H44ZM67 262V261H66ZM177 262V261H176ZM38 263V262H37ZM179 263V262H178ZM193 263V262H192ZM15 264V263H14ZM39 264V263H38ZM41 264V263H40ZM43 264V263H42ZM154 264H159L158 262H155ZM181 264V263H180ZM183 264V262H182ZM185 264V263H184ZM188 264V263H187Z\"/></svg>", "mask_w": 264, "mask_h": 264}]
</instances>
